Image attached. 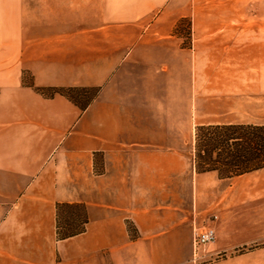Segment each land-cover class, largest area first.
Here are the masks:
<instances>
[{"label":"crops","instance_id":"crops-1","mask_svg":"<svg viewBox=\"0 0 264 264\" xmlns=\"http://www.w3.org/2000/svg\"><path fill=\"white\" fill-rule=\"evenodd\" d=\"M194 13L193 0H0V264L189 261L197 226L185 210L160 206L158 193L144 202L140 179L154 165L126 152L174 128L177 62L188 57L190 70L197 45L212 53L201 42L208 34L185 45L177 32ZM221 36L223 55L264 53L262 40ZM256 62L264 57L248 60ZM255 74L238 87L263 95L264 72ZM53 88L94 92L81 105L43 90ZM117 148L131 172L101 167V152ZM212 224L204 264H250L237 253L244 244Z\"/></svg>","mask_w":264,"mask_h":264},{"label":"rangeland","instance_id":"rangeland-1","mask_svg":"<svg viewBox=\"0 0 264 264\" xmlns=\"http://www.w3.org/2000/svg\"><path fill=\"white\" fill-rule=\"evenodd\" d=\"M193 4L196 14H193L192 22L189 17L181 19L177 32L185 45L192 39L200 43V33L208 34V39L201 42H208L212 53H203L204 50L197 45L196 50L201 54H192L190 70L188 57L177 62L174 128L154 131L153 140L145 138L136 153L128 149L126 158L133 160L137 156V159L154 165L152 169H145L153 170L154 175L140 179L142 191L149 198L145 203L155 204L157 200L150 194L158 193L160 206L169 205L187 212L192 226H197L193 230L210 224L215 231L211 242L216 237L212 224L216 220L218 236L223 235L235 244H244L237 253L242 255L245 263L264 264V168L226 178L216 170L199 172L195 162L199 135L210 131L207 127L229 125L221 123L225 119L236 120L237 123H232L234 125H264V94H253V89L241 87L240 90L238 87L239 81L242 84L247 79L250 84L255 83V73L264 72V64L248 63L249 58L256 56L260 59L264 53L247 51L249 49H242L234 56L220 53L222 33L239 37L241 44L264 41V0H193ZM194 34L198 38L193 37ZM245 73H248L246 78ZM160 80L164 79L161 77ZM222 81L228 85L222 87ZM58 90L81 105L94 92L82 88ZM232 107L234 110L230 111ZM97 158L108 174L109 171L119 174L133 170L120 166L118 148L105 155L101 152ZM103 170L98 168L97 172ZM126 183L131 186L128 181ZM141 185L137 186L140 188ZM210 243L204 247L203 259L193 262L191 234V256L185 264H204L211 260L206 254Z\"/></svg>","mask_w":264,"mask_h":264},{"label":"trees","instance_id":"trees-1","mask_svg":"<svg viewBox=\"0 0 264 264\" xmlns=\"http://www.w3.org/2000/svg\"><path fill=\"white\" fill-rule=\"evenodd\" d=\"M207 129L210 131L199 135L197 141L195 162L199 172L216 170L232 177L264 168V125L229 124Z\"/></svg>","mask_w":264,"mask_h":264},{"label":"built area","instance_id":"built-area-1","mask_svg":"<svg viewBox=\"0 0 264 264\" xmlns=\"http://www.w3.org/2000/svg\"><path fill=\"white\" fill-rule=\"evenodd\" d=\"M214 219L217 218V215H213ZM215 236L214 228L210 225H204L198 228H195L192 233V258L193 262L203 259V250L204 247L210 243ZM197 263V262H196ZM193 263V264H196Z\"/></svg>","mask_w":264,"mask_h":264}]
</instances>
